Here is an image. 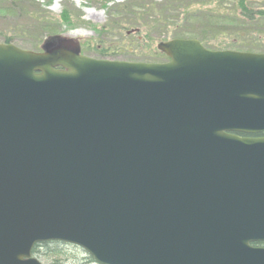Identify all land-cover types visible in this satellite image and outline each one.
Listing matches in <instances>:
<instances>
[{"label": "water", "instance_id": "obj_1", "mask_svg": "<svg viewBox=\"0 0 264 264\" xmlns=\"http://www.w3.org/2000/svg\"><path fill=\"white\" fill-rule=\"evenodd\" d=\"M0 44V264L62 242L98 264H264V54Z\"/></svg>", "mask_w": 264, "mask_h": 264}, {"label": "trees", "instance_id": "obj_2", "mask_svg": "<svg viewBox=\"0 0 264 264\" xmlns=\"http://www.w3.org/2000/svg\"><path fill=\"white\" fill-rule=\"evenodd\" d=\"M6 3L1 8L5 18L13 16L24 19L28 27H22L19 33L27 34L32 39L29 47L39 51V47L49 38L60 36L63 26L74 27L81 22L82 15L64 11L61 18L55 19L36 0H0ZM110 0H105L107 3ZM231 3L230 7L225 5ZM256 1L248 0H129L113 8L108 22L99 31L100 40L114 33L122 35L129 50L141 42H154L171 39H198L202 45L215 51L234 50L241 52L264 51V9L255 10ZM119 11V20L114 19ZM13 20V27L17 24ZM80 21V22H78ZM16 29V28H15ZM97 30V28L94 27ZM16 31V30H15ZM141 35V36H140ZM142 37V41L140 38ZM14 36H5L4 43L12 44ZM128 39V40H127ZM121 42V43H124ZM109 46H98L92 51L100 55L116 56L122 48L119 44L108 42ZM120 43V42H119ZM89 46L83 52L89 53ZM147 59L148 57H143ZM150 58L167 60L164 55L153 54ZM148 61V60H136ZM61 246L58 242L41 243L34 247L33 255L41 262L62 264ZM90 262L96 263L91 257ZM97 264V263H96Z\"/></svg>", "mask_w": 264, "mask_h": 264}, {"label": "rangeland", "instance_id": "obj_3", "mask_svg": "<svg viewBox=\"0 0 264 264\" xmlns=\"http://www.w3.org/2000/svg\"><path fill=\"white\" fill-rule=\"evenodd\" d=\"M105 0H36L39 3L43 10L47 11L51 16L55 19L61 18L64 11L70 12L76 15H82L81 22L76 24L74 27L67 28L63 26L62 28V35L63 36H55L52 38L47 39V41H52L54 38L61 37V38H70L80 42L81 51L86 47L89 46L91 50L89 53L85 55L91 58L99 59L103 58L104 60L110 61H120V62H142V63H161L159 59L150 58L153 54L163 55L158 50V45L162 42H167L172 40L171 37H168L165 40H157L154 42H141L140 45H136L134 49L129 50L128 43L125 38L122 37L119 33H114L110 35L106 39L100 40L101 35L99 36V31L105 26L108 22V16L111 12V9L117 8L118 5H121L129 0H110L107 3H104ZM151 1V0H147ZM161 1V0H155ZM225 1H234V0H225ZM248 1H256L255 10L264 9V0H248ZM231 3L225 5V8L230 7ZM0 7H6V3L4 1H0ZM116 7V8H115ZM119 11H116L114 19L119 20L118 14ZM5 18L3 12L0 11V44L4 43L5 36H14L12 38V44L16 47L24 50H32L29 45H32V39L27 36V34L19 33L22 30V27H28V22L24 19H17L13 16H7ZM13 20H16L17 24L13 27ZM97 28L96 29H94ZM16 28V29H15ZM16 30V31H15ZM141 36V35H140ZM128 40V39H127ZM142 41V37L140 38ZM198 40V39H196ZM113 42L119 44L122 48L120 49L116 56L113 55H100L97 53L101 50V46H109L108 42ZM124 43H121L123 42ZM120 42V43H119ZM264 43V40H262ZM44 43L39 47L41 50ZM99 48L98 51H92L95 47ZM129 48V49H127ZM224 50V49H223ZM234 51V50H232ZM253 53H264L263 52H253ZM143 57H148L147 59ZM136 60H148V61H136ZM166 61V60H165ZM163 61V62H165ZM162 62V63H163ZM61 253L56 257L60 256V260L62 264H96L90 262L91 257L88 253H86L83 249L65 245L61 246L60 249ZM39 260V259H38ZM43 264H51L44 260Z\"/></svg>", "mask_w": 264, "mask_h": 264}, {"label": "flooded vegetation", "instance_id": "obj_4", "mask_svg": "<svg viewBox=\"0 0 264 264\" xmlns=\"http://www.w3.org/2000/svg\"><path fill=\"white\" fill-rule=\"evenodd\" d=\"M82 55H85V53H81ZM98 60H104L103 58H99Z\"/></svg>", "mask_w": 264, "mask_h": 264}, {"label": "bare ground", "instance_id": "obj_5", "mask_svg": "<svg viewBox=\"0 0 264 264\" xmlns=\"http://www.w3.org/2000/svg\"><path fill=\"white\" fill-rule=\"evenodd\" d=\"M62 31H63V30H62ZM60 36H63V35H62V33H61V35H60Z\"/></svg>", "mask_w": 264, "mask_h": 264}]
</instances>
